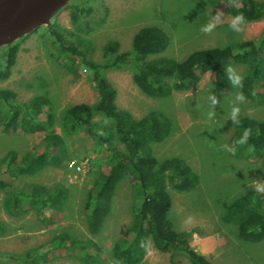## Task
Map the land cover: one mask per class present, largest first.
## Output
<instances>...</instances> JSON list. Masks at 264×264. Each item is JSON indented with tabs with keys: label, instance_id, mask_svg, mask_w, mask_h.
I'll return each mask as SVG.
<instances>
[{
	"label": "rangeland",
	"instance_id": "374dc122",
	"mask_svg": "<svg viewBox=\"0 0 264 264\" xmlns=\"http://www.w3.org/2000/svg\"><path fill=\"white\" fill-rule=\"evenodd\" d=\"M230 1L66 0L48 20L53 18L70 31L64 33L68 40H74L79 35L91 42L92 50L87 54L95 61L101 60L100 48L108 39L116 40L120 51L127 50L132 35L139 27L158 25L169 37V44L162 55L179 60L192 50L235 44L260 32L264 27V16L256 21H245L242 32L230 29L229 21L233 16L226 9ZM68 3L88 6L91 11L78 15L74 24L69 8L65 7ZM217 10L223 13L222 22L211 34H204L201 27ZM99 18L104 19L99 22ZM45 24L43 22L34 31L33 28L13 39L27 34L19 43L10 75L0 80V88L11 89L20 101H27L36 94L49 99L53 120L47 130L61 136L65 155L60 164L47 165L30 176L16 177L12 182L20 185L34 181L46 186L58 183L65 188L67 196L63 206L39 211L30 209L20 216L8 215L0 205V264H80L79 250L71 246L67 239L60 247H51L52 238L58 233L91 240L94 244L87 247V252H96L101 258L99 264H122L110 256V246L114 239L127 233L133 206L139 198L134 185L127 178L121 179L114 188L110 212L102 229L95 235L88 233L84 205L86 192L95 174L108 168L106 151L82 127L65 132L61 115L72 105L94 103L97 91L89 71L79 64L78 59H72L58 50L42 29ZM229 66L241 75L245 73L243 65L231 63ZM104 76L116 90V105L127 109L134 118L155 110L169 120V133L152 144L154 156L158 159L179 156L197 174L198 182L190 190L168 188L171 202L167 217L173 228L188 231L189 244L213 264H264V239L252 241L239 238L235 224L225 216L226 203L247 190H254L252 185L256 180H264V151L260 157L253 158L245 157V149L240 146V150L234 148L235 155L222 147L224 144L233 147L230 139L235 134L236 125L228 116L239 88L214 91L212 74L207 71L192 87L154 98L137 88L127 67L105 70ZM256 90L259 100L240 103V115L264 118V79L258 83ZM210 95H215L219 101L214 106L212 119L208 118V112L212 110ZM99 118L98 114L92 116L94 120ZM45 133L44 130L25 133L0 129V157L9 149L18 153L41 150ZM73 160L85 163L83 172L74 174L68 165ZM3 170L4 167L0 166V177L11 180ZM38 248L48 252L39 257L31 255L32 252L36 254ZM138 264L189 262L183 252H160L148 240Z\"/></svg>",
	"mask_w": 264,
	"mask_h": 264
},
{
	"label": "trees",
	"instance_id": "16d2710c",
	"mask_svg": "<svg viewBox=\"0 0 264 264\" xmlns=\"http://www.w3.org/2000/svg\"><path fill=\"white\" fill-rule=\"evenodd\" d=\"M65 7L69 8V16L74 24L78 15L91 11L90 7L77 6L75 3H68ZM226 9L233 17L243 13L245 21H256L264 16V1L237 0L234 6L230 1ZM103 19L98 20L102 22ZM42 29L60 52L78 59L79 64L91 73L97 91L94 103L72 105L61 115L65 132L82 127L106 151L108 168L95 174L86 192L84 205L88 233L95 235L100 232L110 212L114 188L121 179L127 178L134 185L139 201L133 206L132 220L125 236L112 241L110 256L122 264H138L149 240L160 252H183L189 264H213L189 244V232L175 230L167 217L171 202L168 188L186 191L198 182L197 174L181 157L173 155L158 159L152 152V144L161 141L169 133V120L155 110L134 118L127 109L118 107L115 103L116 90L104 76V71L127 67L131 71V80L143 94L162 98L173 90L192 87L200 75L207 71L212 74L214 91L231 90L234 87L228 81L225 69L231 63H236L245 68L243 88H239V91L247 101L254 102L259 100L256 86L264 79V27L255 37L221 47L195 49L177 60L162 55L169 44L165 31L158 25H144L134 32L127 50L120 51L114 39L105 41L100 48V61L93 60L87 54L92 50L91 42L79 35L74 40H68L64 33L70 31L53 18ZM26 35L17 40H8L0 46V80L10 75L19 43ZM173 79L181 82L173 83ZM94 114L100 116L98 120L108 116L114 118V122L103 126L92 119ZM52 120L50 101L46 96L36 94L27 101H20L11 89L0 88L2 131H46L41 150L18 153L9 149L0 157V166L11 177L8 181L0 177V205L10 216H20L30 209L49 210L64 204L67 193L58 183L46 186L34 181L20 185L12 182L16 177L30 176L47 165H58L63 161L65 148L61 136L47 130ZM239 120L240 123L235 124V134L230 139L231 145L238 150L240 147L245 149V157H260L264 151V118L255 119L241 114ZM244 128H251L252 135L246 145L239 147L235 141L242 135ZM96 129H102L106 135H97ZM263 203L264 195L251 189L226 203V219L235 224L239 238L252 241L264 239ZM65 239L79 250L80 264H99L100 256L96 252H87V247L94 244L91 240L58 233L53 236L51 247H60ZM36 251V254L32 252L31 255L39 257L48 252L40 248Z\"/></svg>",
	"mask_w": 264,
	"mask_h": 264
},
{
	"label": "clouds",
	"instance_id": "9594fccd",
	"mask_svg": "<svg viewBox=\"0 0 264 264\" xmlns=\"http://www.w3.org/2000/svg\"><path fill=\"white\" fill-rule=\"evenodd\" d=\"M237 3V0H232L233 6ZM222 11L217 10L215 15L212 16V18L201 27V32L204 34H211L217 25L222 22ZM245 23V17L243 13H237L234 17L231 18L229 21V27L231 30L239 33L243 31L242 25ZM87 71V70H86ZM228 81L231 83L233 87L237 88H243V76L238 73L235 69H233L231 66L227 67L225 69ZM89 74H91L89 72ZM181 81L178 79H173V83H180ZM209 100L211 101L212 110L208 112V118L212 119L215 115V105L219 104V101L217 100L215 95H210ZM246 102V98L243 95L242 92H237L234 97V102L232 103L231 111L229 113L228 118L231 119V121L234 124H239V115H240V103ZM96 123H99L103 126H107L110 123L114 122V118L104 116L103 119L96 120ZM97 135L99 136H105L106 133L102 129H96ZM252 135V129L251 128H244L242 135L235 141L236 145L243 146L248 143L249 138ZM223 149L229 153H232L235 155V149L228 144H224ZM254 188V191L258 194L264 195V180H256L254 184L252 185Z\"/></svg>",
	"mask_w": 264,
	"mask_h": 264
},
{
	"label": "water",
	"instance_id": "95a60500",
	"mask_svg": "<svg viewBox=\"0 0 264 264\" xmlns=\"http://www.w3.org/2000/svg\"><path fill=\"white\" fill-rule=\"evenodd\" d=\"M66 0H0V45L41 23Z\"/></svg>",
	"mask_w": 264,
	"mask_h": 264
},
{
	"label": "built area",
	"instance_id": "2783aa9c",
	"mask_svg": "<svg viewBox=\"0 0 264 264\" xmlns=\"http://www.w3.org/2000/svg\"><path fill=\"white\" fill-rule=\"evenodd\" d=\"M84 164L85 163L82 161L76 162L75 160L68 163L70 169L72 171H74V174H76V172L77 173L83 172L84 171ZM68 177H70V174H68Z\"/></svg>",
	"mask_w": 264,
	"mask_h": 264
}]
</instances>
